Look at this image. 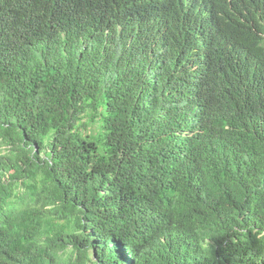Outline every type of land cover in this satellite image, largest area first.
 Listing matches in <instances>:
<instances>
[{"label": "trees", "instance_id": "16d2710c", "mask_svg": "<svg viewBox=\"0 0 264 264\" xmlns=\"http://www.w3.org/2000/svg\"><path fill=\"white\" fill-rule=\"evenodd\" d=\"M0 264H264V0H0Z\"/></svg>", "mask_w": 264, "mask_h": 264}]
</instances>
